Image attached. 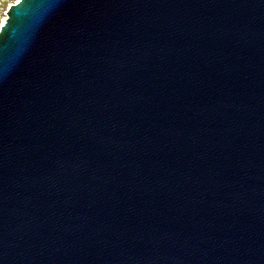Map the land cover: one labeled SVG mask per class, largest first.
<instances>
[{"label": "water", "instance_id": "1", "mask_svg": "<svg viewBox=\"0 0 264 264\" xmlns=\"http://www.w3.org/2000/svg\"><path fill=\"white\" fill-rule=\"evenodd\" d=\"M6 12L0 264H264V0Z\"/></svg>", "mask_w": 264, "mask_h": 264}, {"label": "rangeland", "instance_id": "2", "mask_svg": "<svg viewBox=\"0 0 264 264\" xmlns=\"http://www.w3.org/2000/svg\"><path fill=\"white\" fill-rule=\"evenodd\" d=\"M16 1L17 0H0V18L4 13H6L9 5Z\"/></svg>", "mask_w": 264, "mask_h": 264}, {"label": "bare ground", "instance_id": "3", "mask_svg": "<svg viewBox=\"0 0 264 264\" xmlns=\"http://www.w3.org/2000/svg\"><path fill=\"white\" fill-rule=\"evenodd\" d=\"M6 16H7V12L4 13V14L1 16V18H0V26L3 24V22H5Z\"/></svg>", "mask_w": 264, "mask_h": 264}]
</instances>
